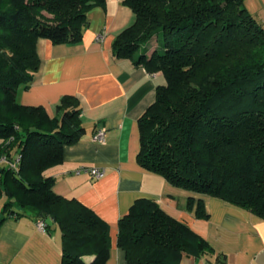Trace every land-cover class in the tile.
Segmentation results:
<instances>
[{"label": "trees", "instance_id": "16d2710c", "mask_svg": "<svg viewBox=\"0 0 264 264\" xmlns=\"http://www.w3.org/2000/svg\"><path fill=\"white\" fill-rule=\"evenodd\" d=\"M106 2L0 0V225L9 218L51 220L48 234H62L63 264H105L112 244L110 225L77 199L57 195L56 179L45 174L87 134L82 103L64 96L52 118L17 98L40 68L38 40L82 42L90 12ZM124 4L135 21L115 38L114 56L162 72L167 82L138 121L140 166L264 219V23L245 0ZM197 216L207 217L202 200ZM117 245L127 264H181L186 255L215 254L148 198L120 219Z\"/></svg>", "mask_w": 264, "mask_h": 264}, {"label": "crops", "instance_id": "0c3cea01", "mask_svg": "<svg viewBox=\"0 0 264 264\" xmlns=\"http://www.w3.org/2000/svg\"><path fill=\"white\" fill-rule=\"evenodd\" d=\"M248 11L264 23V0H245ZM82 42L55 45L39 39L40 68L28 90L21 89L20 105L44 107L50 117L64 96L78 97L87 134L64 148V162L45 172L56 179L54 192L77 199L110 225L111 249L105 264H127L117 245L119 221L137 199L157 201L174 219L188 225L215 251L204 257L186 255L181 264H264V219L222 199L190 193L170 185L138 162V121L166 85L162 72H149L113 54L115 38L135 21L124 0H107L93 9ZM155 50L151 45L150 54ZM107 129L106 141L92 136ZM91 168L105 170L94 179ZM195 203L189 205V199ZM202 200L206 218L197 216ZM3 202L0 200V210ZM0 264H63L62 234H42L30 218H9L0 225Z\"/></svg>", "mask_w": 264, "mask_h": 264}, {"label": "built area", "instance_id": "2783aa9c", "mask_svg": "<svg viewBox=\"0 0 264 264\" xmlns=\"http://www.w3.org/2000/svg\"><path fill=\"white\" fill-rule=\"evenodd\" d=\"M106 133H107L106 128L104 127L99 128L93 134L92 141L95 143H104L106 141ZM88 171L94 179H100L105 175V170L101 168H91ZM47 226H48V223L46 221L41 220V219L37 221L38 230L42 234H48Z\"/></svg>", "mask_w": 264, "mask_h": 264}, {"label": "water", "instance_id": "95a60500", "mask_svg": "<svg viewBox=\"0 0 264 264\" xmlns=\"http://www.w3.org/2000/svg\"><path fill=\"white\" fill-rule=\"evenodd\" d=\"M48 223H49L50 225H52V224H53L51 220H48Z\"/></svg>", "mask_w": 264, "mask_h": 264}, {"label": "rangeland", "instance_id": "374dc122", "mask_svg": "<svg viewBox=\"0 0 264 264\" xmlns=\"http://www.w3.org/2000/svg\"><path fill=\"white\" fill-rule=\"evenodd\" d=\"M259 21L263 22L259 17H258Z\"/></svg>", "mask_w": 264, "mask_h": 264}]
</instances>
